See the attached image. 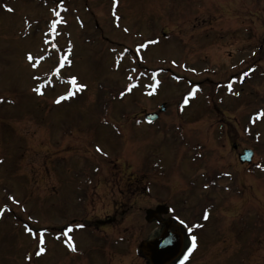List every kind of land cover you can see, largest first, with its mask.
<instances>
[{"label": "rangeland", "instance_id": "1", "mask_svg": "<svg viewBox=\"0 0 264 264\" xmlns=\"http://www.w3.org/2000/svg\"><path fill=\"white\" fill-rule=\"evenodd\" d=\"M93 163L124 187L81 211ZM146 186L212 206L207 222L179 212L196 237L185 264H264V0H0V264H59L47 244H74L65 224L118 196L134 205L131 264H147L134 256L157 232L140 231Z\"/></svg>", "mask_w": 264, "mask_h": 264}, {"label": "flooded vegetation", "instance_id": "2", "mask_svg": "<svg viewBox=\"0 0 264 264\" xmlns=\"http://www.w3.org/2000/svg\"><path fill=\"white\" fill-rule=\"evenodd\" d=\"M164 104V103H163ZM166 109H164L162 112H157V117L155 120H159L160 116L163 112H165ZM148 112V111H147ZM150 112H155L154 109ZM146 113V112H145ZM145 113H141L140 116L144 120ZM161 113V114H160ZM154 120V121H155ZM142 122V121H141ZM152 122V121H151ZM221 129L220 132L224 133V139L228 140V133L225 131H222L223 124L220 125ZM169 132V131H168ZM163 135V132H160ZM172 133V132H170ZM167 134V133H166ZM173 134V133H172ZM162 138V136H161ZM192 144H194V141L189 140ZM188 141V145L190 142ZM232 150H237L240 148L239 144H237L235 141L231 140ZM243 149V147L241 148ZM82 173L78 176L81 179H84L81 181L82 183L79 184V188L82 190V193H80L81 199H78V202H80V209L81 211H93L96 207L94 206L96 199L95 196L103 193L107 194L110 192L109 189H112L111 193L115 197V193L117 191H120L121 187H124V184H122V179L124 180V177H120L119 175H116L114 173H99V169L97 167H94L93 164H87ZM241 166H244L246 169L250 170V164L244 163L240 164ZM91 171V172H90ZM141 176H143L141 179H137L135 177L130 178L132 179L133 183H135V186H139L140 184H143L144 181L150 182L149 178L145 173H140ZM80 179V180H81ZM85 182V184L83 183ZM154 182V185L156 186L157 193L160 192V187L162 185H159L160 183ZM140 183V184H137ZM152 185V186H154ZM147 186L144 187L141 191H139L138 195L141 197L144 196L145 201L149 202L146 207H144V220L141 222L140 231L147 230L148 227L153 226V231L156 230L157 232L153 234V236L147 237L146 240L149 238L157 237L162 229L165 227V223L169 225V229L174 232L176 231L178 234L181 235L182 239V247L187 243V232L185 230V220L181 219L178 215L180 210L186 211L189 214L190 223H196L199 220L209 218L208 214L213 209L212 206L205 203L202 206H195L193 204H190L189 206H183L182 208L180 206L184 205L183 200H178L176 203L175 201H169L168 199L164 198H158L159 196L157 194H151L147 191ZM204 189H207V185L203 186ZM116 189V191H113ZM90 190V191H89ZM108 191V192H106ZM125 192V191H124ZM144 193V194H142ZM195 193V190L192 191V194L190 192L191 197H195L193 195ZM125 198L129 195H122ZM129 198V197H128ZM112 199L111 208L112 212L103 218H94L89 219L88 222H84L83 219H76L72 218L70 222L65 224V227H71V232L75 239L72 241L74 242L77 249L73 251L74 244L73 243H67V242H56L51 241L49 244H47V248L50 250V255H55L57 257L56 261H59V264H131V232L130 230L133 229V227H130L131 224L126 225V222L121 221L124 217V215L129 212L130 209L134 207L133 202H129L128 199L120 200V196L117 198H110ZM130 199V198H129ZM208 198L205 196L204 201L206 202ZM131 201V199H130ZM157 205H164L167 207V213L165 214H156V216H153L152 219L146 220V210L147 209H155ZM140 211V206L137 207ZM143 208V207H142ZM219 209V208H215ZM142 211V210H141ZM197 214H200L199 216ZM121 218V219H120ZM86 219V218H84ZM183 221V223H181ZM232 225V224H231ZM233 227H236L235 229L239 228L238 224ZM130 229V230H128ZM242 230V228H240ZM90 234H93L98 242H92L87 241L85 237L89 236ZM82 236V238H79V236ZM244 232L242 231L241 239L243 238ZM120 242V243H119ZM142 242V240L138 243L136 250L134 252V256L136 258H139L140 260L144 261L147 264H150L148 259L146 258L144 251L142 248L139 247V244ZM121 243L123 247L121 248ZM79 247V248H78ZM183 250V249H182ZM56 251H60V254H57ZM121 257H129L127 262H122ZM175 259L168 264H173Z\"/></svg>", "mask_w": 264, "mask_h": 264}, {"label": "water", "instance_id": "3", "mask_svg": "<svg viewBox=\"0 0 264 264\" xmlns=\"http://www.w3.org/2000/svg\"><path fill=\"white\" fill-rule=\"evenodd\" d=\"M160 110H164L163 105L160 106ZM145 118L151 121L156 118V115L155 113H148ZM252 157L253 152L251 149H244L238 156L240 162H250ZM157 213H166V207L157 205L155 209H147L146 219H151ZM181 245V235L176 231L172 232L169 225L165 223V227L158 237L142 242L139 246L143 248L151 264H167L178 255Z\"/></svg>", "mask_w": 264, "mask_h": 264}, {"label": "snow or ice", "instance_id": "4", "mask_svg": "<svg viewBox=\"0 0 264 264\" xmlns=\"http://www.w3.org/2000/svg\"><path fill=\"white\" fill-rule=\"evenodd\" d=\"M7 10H8V11H12L11 8H8ZM54 23H55V22H54ZM28 58H29L30 60L32 59L31 56H29ZM82 87H83V85H82ZM36 91L39 93V89H36ZM121 95H123V93H121ZM57 102H59V100H58ZM97 150L99 151V149H97ZM181 223H183V221H181ZM195 239H196V237L193 236V237H192L193 242L195 241ZM41 242H42V241H41ZM193 247H195V243H193ZM72 250L75 251V248H73ZM190 250H191V249H190ZM190 250H189V251H190ZM39 251H40V252H43L44 249H43V248H40ZM37 254H39V253H37Z\"/></svg>", "mask_w": 264, "mask_h": 264}, {"label": "bare ground", "instance_id": "5", "mask_svg": "<svg viewBox=\"0 0 264 264\" xmlns=\"http://www.w3.org/2000/svg\"><path fill=\"white\" fill-rule=\"evenodd\" d=\"M197 248V247H196ZM196 248L194 249V251L191 253L190 257L192 256V254L195 252Z\"/></svg>", "mask_w": 264, "mask_h": 264}]
</instances>
